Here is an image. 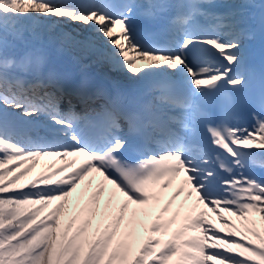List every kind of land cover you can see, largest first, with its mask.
Segmentation results:
<instances>
[{
	"label": "snow or ice",
	"instance_id": "snow-or-ice-1",
	"mask_svg": "<svg viewBox=\"0 0 264 264\" xmlns=\"http://www.w3.org/2000/svg\"><path fill=\"white\" fill-rule=\"evenodd\" d=\"M257 39L264 0H0V264H264ZM45 157L63 166L27 179Z\"/></svg>",
	"mask_w": 264,
	"mask_h": 264
},
{
	"label": "bare ground",
	"instance_id": "bare-ground-1",
	"mask_svg": "<svg viewBox=\"0 0 264 264\" xmlns=\"http://www.w3.org/2000/svg\"><path fill=\"white\" fill-rule=\"evenodd\" d=\"M119 31V27L117 29ZM118 75H122V74H118ZM123 77H125V75H123ZM68 159H71V158H68ZM40 161V165L41 167L37 168V174L41 175V174H45V171L49 168H51L53 165L57 164L58 162H55L54 161V157H45L43 159H41ZM38 167V166H37ZM179 186V182L178 184H176L172 190L169 191L172 192L175 190L176 187ZM184 200V196L182 195L181 197H179L176 201V204L173 205V211L176 210V207L180 204L181 201ZM135 207V206H134ZM203 208V206H201ZM206 210V209H205ZM171 215V213H170ZM210 215V218L212 220V222H214L218 227H223V224L222 222L220 221L219 217H217L216 215L214 214H209ZM225 218H233L232 216H230V214H224ZM143 219V218H142ZM147 220L148 218L145 220V223L147 224ZM232 220H236V218H233ZM238 224L240 223L238 220L236 221Z\"/></svg>",
	"mask_w": 264,
	"mask_h": 264
},
{
	"label": "rangeland",
	"instance_id": "rangeland-1",
	"mask_svg": "<svg viewBox=\"0 0 264 264\" xmlns=\"http://www.w3.org/2000/svg\"><path fill=\"white\" fill-rule=\"evenodd\" d=\"M90 64H93V65H97V64H94V63H92L90 60H87ZM100 68H101V66L102 67H108L106 70L107 71H109V72H111V73H113V74H116L117 75V72H114V71H112L111 69H110V67L107 65V64H104V65H98ZM11 166H14V165H11ZM11 166H7V167H11ZM25 166V165H24ZM36 176V168L34 169V171L30 174V176L27 178V179H33L34 177ZM57 203V202H56ZM55 208V203L53 202V205H52V207H50V208H48V209H46L45 210V212L44 213H42V216L43 215H47L49 212H51L53 209ZM234 218V217H233ZM227 232V231H226ZM225 234V233H224ZM224 234H222V235H224Z\"/></svg>",
	"mask_w": 264,
	"mask_h": 264
}]
</instances>
